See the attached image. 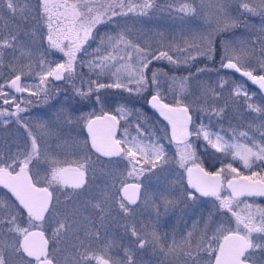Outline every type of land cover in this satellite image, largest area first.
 <instances>
[{
	"label": "snow or ice",
	"instance_id": "obj_1",
	"mask_svg": "<svg viewBox=\"0 0 264 264\" xmlns=\"http://www.w3.org/2000/svg\"><path fill=\"white\" fill-rule=\"evenodd\" d=\"M157 8V0H0V21H13L0 27V127L23 130L11 143L0 142V264H144L138 253L148 249L159 254L160 264H264V208L240 199L264 197V132L259 142L235 129L226 138L223 128L214 131L211 123L194 119L196 111L222 119L230 105L264 118V35L246 43L232 33L240 23L237 13L264 18V0H239L235 10L228 0H172L169 11L189 24L179 37L142 39L128 20ZM256 44L260 57L253 59ZM57 54L59 62L48 59ZM200 56L218 64L215 86L202 85L200 96L188 102L193 77L173 76L169 101L160 81L167 74L150 66L190 65ZM29 77L38 83H26ZM56 81L70 82L75 96L101 106L76 118L86 136L73 141L72 153L64 151L67 141L55 147L48 142L61 141L55 121L32 125L21 115L33 101L17 94L46 98ZM106 89L147 99L166 121L162 134L138 120L133 136L121 124L129 109H104ZM241 137L249 143H239ZM201 139L206 152L211 148L224 157L214 172L197 155L195 142ZM228 157L249 173L226 162ZM173 175L175 182L169 180ZM205 197L214 198L215 211L203 227L194 224L179 239L159 232L162 215ZM142 204L153 210L155 222L126 226L128 245L109 239L111 208L131 216Z\"/></svg>",
	"mask_w": 264,
	"mask_h": 264
},
{
	"label": "rangeland",
	"instance_id": "obj_2",
	"mask_svg": "<svg viewBox=\"0 0 264 264\" xmlns=\"http://www.w3.org/2000/svg\"><path fill=\"white\" fill-rule=\"evenodd\" d=\"M171 2L172 0H157V9H154L147 17L128 20L129 26L133 27V31L137 35L142 33V39H150L153 41L159 40L161 38V33L165 39L171 38L172 36L179 37L181 28L187 26L189 24V20L187 18L182 19L181 16L174 11H169L168 5ZM212 2L213 0H206V3ZM238 3L239 0H228V4L233 10L237 8ZM237 15L240 16V23L238 27L232 30L233 38L236 41L248 43L255 41L257 37L264 35V18L260 15H241L240 13H237ZM4 23L13 26V21L7 16H5L3 21H0V27H2ZM24 40L26 43H30V40L27 37H25ZM38 44L39 41L37 40V45ZM93 47H95V45H93ZM259 57L260 46L259 44H256L253 59ZM201 58L204 57H197V60L192 62L190 65L181 63L179 66H176L169 65L167 61H157L150 66L152 71L160 69L162 72L167 74L166 76L161 75L160 81L161 92L167 94L169 101L172 99V93L168 92V89L172 86L171 77L173 76L179 78L189 76L191 74L193 77L188 84V89L191 93V95L188 96V102H192L200 96L202 85L215 86L218 79L215 74V69L218 67L216 66L212 68L201 64L199 62V59ZM48 59L59 62V54L56 56H50ZM198 68H207L210 69V71L197 73ZM34 70L39 71L40 69L34 66ZM4 71H6V69ZM78 71L80 70L78 69ZM83 72L85 73L84 79L87 80L88 69H83ZM150 75L151 71H149V76ZM237 78L238 80L244 81L238 76ZM26 83H38V78L29 77L27 78ZM75 83L77 86H80L79 79H77ZM54 85L56 86L58 92L55 93L53 97H51V93L49 92L48 97H51L50 100L46 99L44 96H40L37 101H34V98L29 97L28 93H26L25 98H30L33 103L29 106V110L25 113H21V115L23 117L26 116V120L30 118L29 121L32 125H36L37 121H55L56 130L61 137V141H56L55 138H51L48 142L55 147L56 143L67 141V146L64 148V151L72 153L76 151V148L72 146L73 141H81L83 139L82 126L76 122V118L89 112L99 110L101 106L95 104L92 100H82L80 97L75 96L70 82L65 83L63 81H58L54 82ZM245 86L250 92L255 91L258 96L261 95L257 89L247 83H245ZM225 95H227V92ZM102 96L105 99L104 109L106 111L116 114V110L122 106L130 110L131 114L128 116L127 121L122 119L121 124L128 126L129 131L133 136L136 135L134 129L138 120L141 123L146 122L147 127L150 130L156 131L158 135L162 134L159 130L162 129L166 123L162 122L155 113L151 112V110L147 108L145 99L137 97L134 93L130 94L123 89L102 90ZM258 102L259 100H257V103ZM200 106V103L195 105L197 109ZM68 115L73 118V122L71 124L64 122L66 116ZM57 116L60 117L59 121L56 120ZM194 119H196L197 123L203 122L206 125L211 123L214 131L223 128L227 132L226 138H230L232 136V130L235 129L237 133L247 131L250 139L255 138V140L259 142L260 133L264 132V128L261 127V125L264 124V118L260 117L256 113H249L243 108H237L234 105H230L228 107L226 114L222 119H218L214 115L210 117L209 114L200 111L195 112ZM22 133L23 130L18 131L15 126H9L7 129L0 127V142L11 143L16 140L17 137L22 136ZM238 142L241 144H248L249 140H245L241 137ZM204 143L205 142L202 139L195 142L197 146V155L200 158L204 157L200 152H206ZM165 144L167 145V141H165ZM249 146L251 145L249 144ZM168 147L170 149L169 154L171 155V153L175 151V146L171 145ZM207 155V159L216 163L217 169L221 167L220 160L224 159L222 154L215 153L213 149L208 148ZM72 158L73 157L71 155L68 156V159ZM226 162H232L233 166L237 167L239 170L244 169L243 164L239 160L231 161V157H228ZM169 180L175 182V175L170 176ZM150 182L153 185L157 184L155 177H153ZM97 183L99 184L101 181L98 180ZM145 183H149V181H145ZM0 195L2 194L0 193ZM60 199L61 201L64 200L63 195L60 196ZM78 199L82 200L83 197ZM213 202V197H206L202 198L201 201H198L195 204L189 202L187 205L180 204L177 207L170 209L159 219V223H162L159 227V232L162 235L167 233L169 237L175 233L177 239H179L180 235L182 233H186L188 230H191L194 224L197 225V227H203V220L208 218L209 213H214L215 211ZM240 207L243 208L244 204H241ZM155 219L153 210L143 204L136 209L131 216H125L111 208V215L106 220L108 238L114 239L120 244L128 245L131 237L130 234L125 231L126 226L135 224L136 227L140 229L145 224L150 225L155 222ZM138 256L142 258L144 264H160L161 257L158 253L154 254L150 249L138 253Z\"/></svg>",
	"mask_w": 264,
	"mask_h": 264
},
{
	"label": "flooded vegetation",
	"instance_id": "obj_3",
	"mask_svg": "<svg viewBox=\"0 0 264 264\" xmlns=\"http://www.w3.org/2000/svg\"><path fill=\"white\" fill-rule=\"evenodd\" d=\"M204 62L205 63H207L208 65H212V66H214L213 64H212V62L211 61H209V60H204ZM216 65H218V64H216ZM237 76H238V74H237ZM239 77V76H238ZM239 78H242V77H239ZM244 81H246V78H242ZM56 82H58V81H56ZM246 83L248 84V85H250V86H252V87H254L255 89H257L258 91H259V89L255 86V85H252L251 83H249L248 81H246ZM51 91H50V93H51V97H53L54 95H55V93H57L58 92V90H57V88H56V86L53 84L52 86H51ZM25 94L26 93H23V94H20V95H18V96H23L24 98H25ZM261 94V93H260ZM40 96H44V94L42 93ZM45 97V96H44ZM51 97H48V95H47V97H46V99H48V100H50V98ZM34 98V101H37L39 98H37V97H33ZM145 104H146V99H145ZM22 107L24 106L23 104L21 105ZM140 108V107H139ZM148 109H150L149 107H147ZM151 110V112H153V113H155L156 114V116L162 121V122H165L166 123V121H163V119H161L158 115H157V112L155 111V110H153V109H150ZM100 111V109L99 110H96V112H99ZM108 112H110V111H108ZM110 113H112V114H114L113 112H110ZM26 117V116H25ZM30 119V118H29ZM29 119L27 120L29 123H30V121H29ZM11 126V125H10ZM83 130V129H82ZM82 136V135H81ZM86 136V131H84L83 130V138ZM201 153V155L202 156H204V157H202V158H200L201 160H203V162H204V167L207 169V170H209V171H216L217 170V165H216V163L215 162H211L209 159H207V157L206 156H208L207 155V152H204V151H201L200 152ZM254 170H258V169H254ZM240 171H242L244 174H248L249 173V170H247V169H240ZM2 192H3V190H0V193L2 194ZM227 194V193H226ZM206 198V197H205ZM242 201H246V202H249V203H251V204H253L254 202V208H255V206H259V207H261V208H263L264 207V199L263 198H259V197H257V196H255V197H241L240 198ZM115 211H117V212H119V213H121L120 211H119V209H118V207H116V206H113L112 207ZM122 214V213H121ZM159 223V222H158ZM161 222L159 223V224H157V227H158V230H159V227L161 226Z\"/></svg>",
	"mask_w": 264,
	"mask_h": 264
},
{
	"label": "trees",
	"instance_id": "obj_4",
	"mask_svg": "<svg viewBox=\"0 0 264 264\" xmlns=\"http://www.w3.org/2000/svg\"><path fill=\"white\" fill-rule=\"evenodd\" d=\"M204 60H206V58H201V59H199V62L201 63V64H203V65H206V66H208V67H212V68H214V67H218V65H214V66H212V65H208L207 63H205L204 62ZM198 62V63H199Z\"/></svg>",
	"mask_w": 264,
	"mask_h": 264
},
{
	"label": "water",
	"instance_id": "obj_5",
	"mask_svg": "<svg viewBox=\"0 0 264 264\" xmlns=\"http://www.w3.org/2000/svg\"><path fill=\"white\" fill-rule=\"evenodd\" d=\"M249 83H251L250 81H248ZM257 87V86H256ZM258 88V87H257ZM17 95H20V94H17ZM146 106L147 107H149V105H148V103H147V99H146ZM150 108V107H149ZM151 109V108H150ZM154 110V109H153ZM157 115L159 116V114L157 113ZM161 119H163L162 117H160ZM214 172V171H213ZM257 197H259V196H257ZM259 198H263L264 199V197H259Z\"/></svg>",
	"mask_w": 264,
	"mask_h": 264
}]
</instances>
